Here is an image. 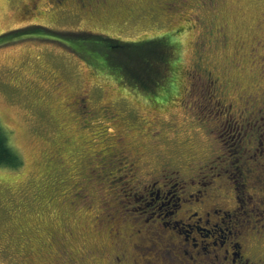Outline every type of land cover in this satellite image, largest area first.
I'll return each mask as SVG.
<instances>
[{"label": "rangeland", "instance_id": "374dc122", "mask_svg": "<svg viewBox=\"0 0 264 264\" xmlns=\"http://www.w3.org/2000/svg\"><path fill=\"white\" fill-rule=\"evenodd\" d=\"M87 1L0 0V125L21 159L0 164V264H148L149 252L130 246L134 218L146 213L134 208L152 202L166 213L182 189L168 170L164 187L143 191L135 180L150 183L168 164L194 187L197 177L209 180L210 199L228 208L238 164L264 172V152L245 150L264 133V0ZM81 31L127 43L170 38L175 86L151 96L157 90L128 84L105 59L111 47L92 46ZM206 72L215 79L208 90L197 78ZM214 89L232 103L229 114H220ZM201 96L208 104L197 107ZM249 192L248 204L262 207ZM260 209L248 210L238 237L255 257L264 255Z\"/></svg>", "mask_w": 264, "mask_h": 264}, {"label": "flooded vegetation", "instance_id": "af4514ba", "mask_svg": "<svg viewBox=\"0 0 264 264\" xmlns=\"http://www.w3.org/2000/svg\"><path fill=\"white\" fill-rule=\"evenodd\" d=\"M77 1L79 2V7L81 8H84L88 3L87 0ZM52 2L60 6L62 0H52ZM46 29L51 30L50 28ZM197 78L206 90L213 88L215 79L209 72L205 73V77L202 78L198 76ZM193 97L194 94L192 95L190 92V98L193 99ZM213 97L215 105L219 106L220 114H229L233 108L232 103L227 100L223 101V99H221L219 95L216 94L215 89ZM73 99L76 104H80V107H82L83 110H88L84 96L76 94L74 95ZM196 100L190 102H192V104L196 103L197 107L208 104V98L206 97L201 96ZM257 110L260 111V109ZM241 112L234 114L239 115ZM208 113L212 114L209 111ZM230 116L231 118L235 117L233 114ZM205 118L206 117L204 116V119ZM212 118L214 117L209 115V118L206 121L211 122L213 121ZM258 118L264 119L262 115H260ZM226 120L227 118L225 121ZM254 121H256V119H253V122L251 123H255ZM247 124L248 122H244V124H242L243 131L245 130L244 126ZM212 126L216 131L215 125ZM255 129H258V126H256L254 130ZM239 136L240 134L238 133V137ZM261 137H264V133H257L256 141L254 142L252 148H245V150L251 151L249 157H262L264 152V140L261 139ZM249 141L250 139H248V142ZM250 142L252 143L253 140L251 139ZM119 155H122V153ZM119 155L112 153L110 155L112 159L109 158L104 163L111 167L112 162L115 163L116 160L123 158V155ZM118 157L120 158L117 159ZM104 163L101 162L98 164L100 170L103 169L102 164ZM116 164L121 165V162H117ZM257 165H261V167L264 169V157L263 161H259ZM119 169H122L125 172L123 166H120L116 170ZM222 169L225 170L224 168ZM165 170H168L169 173L174 174V176L177 178L175 187L179 186L182 189V193H172L171 198L173 199V203L171 209L166 213L161 212L160 207H154L152 202L146 203L144 206H137L134 208V210L139 209L140 211H146V213L140 219L137 217L134 218V220L139 223V227H137L132 232L135 243L131 242L130 246L133 244L131 247L135 251L142 250L149 252V255H147L149 257H146V263L264 264V255L259 257L249 255L248 252L245 251V247H242L243 244L238 239V237H241L243 232V229H240L241 222H246L247 216L249 215L248 210L250 213H253L254 209L261 208L260 212L256 214L259 215V218H262L261 216L264 215V172L258 173L254 167H250L244 163L238 164L236 172L240 181L237 184L235 180H231L237 184V186L233 185L232 189L230 190L232 192L231 199L234 205L228 208L219 206L214 197L210 199L212 192L208 193L207 191H209V189H206L207 185H210L209 180L204 181L201 179V177H197V185L194 187L195 182L193 179L186 180L181 178L179 174H176L177 170L170 169L168 164H161L159 173L153 176L154 179L150 183L148 181L146 183H142L137 180H135L133 183L132 181L130 182L136 187L141 188L143 191H146L147 187L157 184H161V186L164 187L165 183L163 179L166 180V173L164 172ZM220 174V171L216 173L218 176ZM149 176L151 175H148V177ZM148 177L146 179H148ZM226 177L229 179L230 176L226 175ZM109 181L112 180L109 179ZM115 182L117 181H114V183ZM249 189L258 191L260 196L263 197L261 200H258L262 207H258L256 203L248 204L253 200V196L251 192H249ZM243 191H245V193H243ZM160 192V187H158L156 189V198L159 197ZM223 193H226V191H223ZM245 204H247V207L246 209H243V205ZM131 210L133 211V209ZM237 214L240 216L238 217ZM167 217L171 218L166 220ZM190 219H193L192 223L189 222ZM200 222L204 225H199ZM223 223L228 224V226H224V229L220 226V224ZM162 228H172L174 233L171 231L162 232ZM193 232L197 233V235H193ZM113 235L118 236L117 229L114 230ZM119 239L121 240V238ZM262 240L264 241V235ZM122 242L124 241L122 240ZM120 254L121 256L125 257L123 251H120ZM148 258L150 261H148ZM118 259L119 258L117 257V260Z\"/></svg>", "mask_w": 264, "mask_h": 264}, {"label": "trees", "instance_id": "16d2710c", "mask_svg": "<svg viewBox=\"0 0 264 264\" xmlns=\"http://www.w3.org/2000/svg\"><path fill=\"white\" fill-rule=\"evenodd\" d=\"M78 34L81 40L88 41L92 46L106 44L111 47L112 50L105 53V59L110 62L109 67L121 70L124 81L128 84L150 87L149 89L142 87L148 92L157 90L150 94L151 96L175 86V78L171 76L174 43L170 38L161 36L127 43L101 33L81 31ZM20 162L18 153L9 144L7 133L0 125V164L18 166Z\"/></svg>", "mask_w": 264, "mask_h": 264}]
</instances>
